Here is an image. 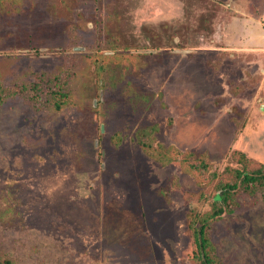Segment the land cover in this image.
I'll return each instance as SVG.
<instances>
[{"label":"rangeland","instance_id":"1","mask_svg":"<svg viewBox=\"0 0 264 264\" xmlns=\"http://www.w3.org/2000/svg\"><path fill=\"white\" fill-rule=\"evenodd\" d=\"M235 4L264 25V0H0V258L201 264L193 214L264 167V52L248 19L222 30ZM253 187L208 227L223 264H264Z\"/></svg>","mask_w":264,"mask_h":264},{"label":"trees","instance_id":"2","mask_svg":"<svg viewBox=\"0 0 264 264\" xmlns=\"http://www.w3.org/2000/svg\"><path fill=\"white\" fill-rule=\"evenodd\" d=\"M115 52H107L104 54L111 57L114 56ZM260 185L264 186V167L252 171L235 169L234 179L219 185V193L214 196L215 207L210 212H196L193 214L190 224L194 228V238L197 245L195 254L201 264H223L213 255V246L208 236V227L211 221L230 210L229 201L233 199L236 190L240 188L252 190L254 188L253 186ZM0 264L17 263L12 258L3 256L0 258Z\"/></svg>","mask_w":264,"mask_h":264},{"label":"crops","instance_id":"3","mask_svg":"<svg viewBox=\"0 0 264 264\" xmlns=\"http://www.w3.org/2000/svg\"><path fill=\"white\" fill-rule=\"evenodd\" d=\"M182 7H184V6L180 5L176 9H181L183 11V13H184V8H182ZM230 7L231 8L233 7L232 3L230 4ZM168 8H172V5H168ZM231 8L230 9L227 8V10L232 11V13L229 12L230 17L225 22L224 26L222 25V27H223V28L221 27L222 30L225 27L231 28V23L233 21V20L231 21L232 18L234 20H236L237 24H239V22H240V17L244 18V19H248V21L246 20L247 24L254 25L255 27L258 26L257 30L254 31V33L260 35L258 37V42L257 43L260 45L259 48H262V50L264 52V25L262 24V21L260 20V18H256V22L255 23H251L253 21V19H254L252 17H255L256 15H257V17H259V14L255 13L254 11L250 14V12H248L246 8H243V7L241 8V7L237 6V4H235V7L233 9H231ZM249 16H252V17L250 18ZM221 28L219 30H221ZM219 32L220 31H218V33ZM221 34H222V32H221ZM221 34L220 35L218 34V36L220 37V46L217 47V48H211L208 51H211V52H215L216 51L217 52V51H221V50H227L228 51L227 53L230 56H235L234 53H238V51H240L243 54V52L251 50V49H249L250 48L249 45L243 44V42H242L243 38H242L241 35H238V36L233 35L234 40L231 43L229 42L230 41L229 40L230 37H229V35H227V41H228V43H227V42L223 41V36L224 35L222 36ZM243 55H245V54H243ZM263 57H264V53H263ZM260 70H262V71H260L261 73L264 72V66ZM262 75H263V73H262Z\"/></svg>","mask_w":264,"mask_h":264}]
</instances>
